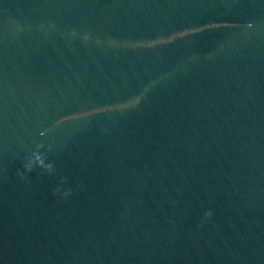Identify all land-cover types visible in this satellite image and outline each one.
Wrapping results in <instances>:
<instances>
[{
  "label": "water",
  "instance_id": "95a60500",
  "mask_svg": "<svg viewBox=\"0 0 264 264\" xmlns=\"http://www.w3.org/2000/svg\"><path fill=\"white\" fill-rule=\"evenodd\" d=\"M0 264H264V0H0Z\"/></svg>",
  "mask_w": 264,
  "mask_h": 264
},
{
  "label": "clouds",
  "instance_id": "9594fccd",
  "mask_svg": "<svg viewBox=\"0 0 264 264\" xmlns=\"http://www.w3.org/2000/svg\"><path fill=\"white\" fill-rule=\"evenodd\" d=\"M32 169H33V167H30L29 164H28V162H27V164H26V171L30 172V171H32ZM21 178L23 179V174H21ZM59 192H60V189L59 188H56L54 190V192H53V195H56ZM69 194H70V190L63 192V196L65 198L68 197ZM207 215H211V213H208Z\"/></svg>",
  "mask_w": 264,
  "mask_h": 264
}]
</instances>
